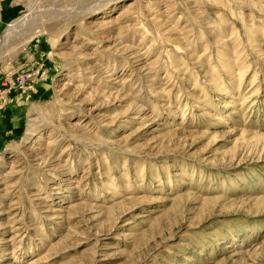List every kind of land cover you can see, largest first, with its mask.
<instances>
[{"label": "rangeland", "instance_id": "374dc122", "mask_svg": "<svg viewBox=\"0 0 264 264\" xmlns=\"http://www.w3.org/2000/svg\"><path fill=\"white\" fill-rule=\"evenodd\" d=\"M0 264H264V0H0Z\"/></svg>", "mask_w": 264, "mask_h": 264}, {"label": "bare ground", "instance_id": "6f19581e", "mask_svg": "<svg viewBox=\"0 0 264 264\" xmlns=\"http://www.w3.org/2000/svg\"><path fill=\"white\" fill-rule=\"evenodd\" d=\"M20 21H21V19H19V18L16 19V20H13L12 23L10 22L11 24H9L8 26H9V27H11V26H15V25H17ZM9 29H10V28H9ZM8 32H9V31H8Z\"/></svg>", "mask_w": 264, "mask_h": 264}]
</instances>
